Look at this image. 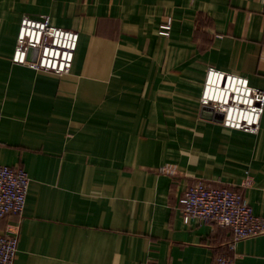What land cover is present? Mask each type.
<instances>
[{
  "label": "crops",
  "instance_id": "1",
  "mask_svg": "<svg viewBox=\"0 0 264 264\" xmlns=\"http://www.w3.org/2000/svg\"><path fill=\"white\" fill-rule=\"evenodd\" d=\"M43 14L78 33L67 74L11 62L21 17ZM208 66L264 89L262 0H0V165L29 178L0 220L13 264H213L229 230L183 223L179 199L200 179L263 213L264 109L255 134L202 117ZM233 255L264 264V234Z\"/></svg>",
  "mask_w": 264,
  "mask_h": 264
},
{
  "label": "built area",
  "instance_id": "2",
  "mask_svg": "<svg viewBox=\"0 0 264 264\" xmlns=\"http://www.w3.org/2000/svg\"><path fill=\"white\" fill-rule=\"evenodd\" d=\"M264 6V0H262ZM170 20L158 33L168 36ZM78 33L54 26L48 15H23L19 21L11 62L33 70L58 75L69 73L77 46ZM210 72L219 78L221 98L212 102L204 96V86ZM199 101L220 115V124L227 129L255 134L264 109V89L250 86L240 75L208 66L204 75ZM160 173L176 175L174 165L159 167ZM29 184L27 173L20 166L0 165V220L7 215H20L26 201ZM183 223H209L226 228L230 236L224 251L214 255L213 264H234L237 242L264 234V211L253 213L243 193L232 186H213L204 180L187 185L179 199ZM18 245V229L12 235H0V264H13Z\"/></svg>",
  "mask_w": 264,
  "mask_h": 264
},
{
  "label": "bare ground",
  "instance_id": "3",
  "mask_svg": "<svg viewBox=\"0 0 264 264\" xmlns=\"http://www.w3.org/2000/svg\"><path fill=\"white\" fill-rule=\"evenodd\" d=\"M219 84L220 82L217 75L210 72L206 80V85L204 86V96L209 98L212 102L221 98Z\"/></svg>",
  "mask_w": 264,
  "mask_h": 264
},
{
  "label": "water",
  "instance_id": "4",
  "mask_svg": "<svg viewBox=\"0 0 264 264\" xmlns=\"http://www.w3.org/2000/svg\"><path fill=\"white\" fill-rule=\"evenodd\" d=\"M209 115L211 117V119H214V121H220L221 117L220 115H217V114H213L211 111H207L205 108L202 109V117L203 116H207Z\"/></svg>",
  "mask_w": 264,
  "mask_h": 264
},
{
  "label": "rangeland",
  "instance_id": "5",
  "mask_svg": "<svg viewBox=\"0 0 264 264\" xmlns=\"http://www.w3.org/2000/svg\"><path fill=\"white\" fill-rule=\"evenodd\" d=\"M199 97H200V95H199ZM199 97H198V99H197V102L199 103V106H200V110H199V114L202 116V109L203 108H205L207 111H211L213 114H214V112H213V110H211V109H209L208 107H204V106H202L201 104H200V101H199ZM216 114V113H215ZM207 115V114H206ZM218 115V114H217ZM203 117H205V119H208V120H213L214 121V119H211V117L209 116V115H207V116H203ZM216 122H219L220 123V121H216Z\"/></svg>",
  "mask_w": 264,
  "mask_h": 264
}]
</instances>
